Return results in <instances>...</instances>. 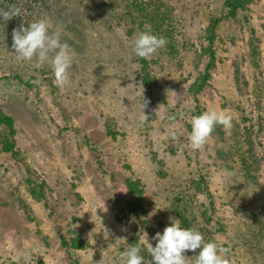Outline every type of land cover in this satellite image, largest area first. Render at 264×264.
I'll return each mask as SVG.
<instances>
[{
	"label": "rangeland",
	"instance_id": "1",
	"mask_svg": "<svg viewBox=\"0 0 264 264\" xmlns=\"http://www.w3.org/2000/svg\"><path fill=\"white\" fill-rule=\"evenodd\" d=\"M219 1L175 4L193 13L205 2L213 6ZM248 10L235 20H224L218 30L223 38L217 47L222 62L212 80L215 88L233 91L251 108L246 112L252 117L253 132L242 134L243 140L250 139L243 142L247 162L228 154V143L212 135L202 149H191L187 142L194 117L191 102L184 111L175 107L180 112L174 120L169 118L168 109L175 106L170 89L174 80L176 85H188L196 73L195 55L194 62L180 55L191 42L188 35L203 34L206 22L201 16L178 24L184 27L177 40L185 65L167 75L153 71L155 85L137 76L139 64L130 62L123 51L109 48L99 57L97 47L98 55L93 57L90 43L80 38L75 40L77 50L69 45L73 66L64 88L57 87L48 64L38 68L35 58L22 64L12 56L13 49L10 54L0 52V105L15 116L20 140L16 157L0 145V264H99L102 258L104 264H122L121 253L131 246L140 247L145 264H150L147 237L155 246L151 238L170 226V218L179 219L183 228L198 230L206 243L228 248L230 264H264V76L263 88L258 85L255 91L241 83L226 86L237 78L235 68L250 76L247 36H262L259 59L264 61V0H253ZM219 13L216 16H222ZM94 16L86 20L97 21L99 31L108 22L115 27L122 22L114 13L102 19ZM117 29L124 38L123 23ZM199 42H194L193 50ZM188 53L192 55L191 50ZM13 59L21 70L6 68ZM97 70L104 73V83ZM15 74L19 77L3 79ZM157 75H165L167 82L163 84ZM211 87L197 96L196 103L201 109L221 111L222 101ZM144 99L149 101L144 110L148 120L141 125ZM258 116L260 127L255 123ZM28 177L45 182L43 198L36 200L29 192ZM126 178L139 181L143 189L139 215L125 203L131 198ZM62 236L68 243L71 237L81 238L83 248L65 246ZM196 254L185 253L188 264H193Z\"/></svg>",
	"mask_w": 264,
	"mask_h": 264
},
{
	"label": "trees",
	"instance_id": "2",
	"mask_svg": "<svg viewBox=\"0 0 264 264\" xmlns=\"http://www.w3.org/2000/svg\"><path fill=\"white\" fill-rule=\"evenodd\" d=\"M1 1L3 2L2 7H7L8 5L19 7L21 9V17H14L7 22L0 20V52H7L10 54L12 50V30L14 28H18L21 23H24L25 26H27V24H30L36 20L46 19L49 24L53 25L50 27L49 33L51 34L52 32L59 31L61 43H67L75 50H77L76 46L79 45V43H75V40L80 38L84 41V43H90L93 57H97L98 55L95 49L97 47L101 49V54L98 55L99 57L102 56L103 52L109 48H115L116 50L119 49L120 51H123V54L132 58L130 62H134L135 60L139 64L141 71H135L137 76H143L142 81L150 82L154 85L157 84V79L153 71L160 73L165 71L166 75L171 74L170 71L175 69L179 70L181 65H185L183 58L191 59L192 57L190 62H194L193 55H195L196 62L193 64L196 68V73L192 82L188 83V85H176V81L174 80V85L172 88H170L173 91L172 97L175 100V106L171 109H168L170 112L169 118L174 120V118L177 116V113L180 112L177 111L175 107H180V110L184 111V108L188 106L190 102L193 104V109L190 110V112L194 116L201 115L205 111H211L205 108H199L196 101H198L197 96L203 90H205L206 87L212 85L211 88L218 92L222 101L221 111L216 108L214 109L217 112H223L225 114L231 115L232 127L228 130H225L222 126L218 125L215 127L211 135L223 143H228L225 144L226 146L228 145V154L239 155L241 156L240 158L243 159V162H247L246 157H243V142L245 141V143H250V139L248 137L247 139L243 140L242 134H251L253 132V124L251 122L252 117L250 118L246 112L247 109L251 110V108L247 106V103H241V100L236 98L237 96H234L233 91H228L225 93V91H221L222 86L219 85V87L215 88L212 84V80L214 79V74L219 73V64L222 62L221 56L217 51V47L219 42H223V38L220 37V34H218V30L224 26L226 22L224 20H235V17L239 14H242L244 11H246V13L247 11L250 13L248 7L253 0H220L219 3L214 2L213 6L212 4L210 5L208 2H205L204 4L200 5L202 7L201 9L197 7L198 10L196 11L195 9L193 13H190L189 11H187V13V9L183 10L184 6L178 7L175 4L180 0H174V3L173 0ZM106 7L110 8L107 9ZM218 11L220 12L219 15L222 16H216ZM92 13H96L97 17H94L99 19H102L103 15H110L111 13H114L115 18H117L116 20H122V22H118L117 27L113 25L112 21L108 22L104 25L106 30L104 27L103 31H99L101 28L96 24L97 21L88 22L86 20L88 19L87 16L91 15ZM180 14L183 16H180ZM197 16H201L206 22L205 27L202 30L203 34L201 36H187V41L191 39V42H188L187 47L184 48V50L187 51L180 55L184 56L181 59L179 58L180 56L178 54L180 39L177 40V38L178 33L179 36L183 35L181 31L182 28L184 29V27L178 28V24L184 19H193ZM179 17H181V20H179ZM98 21H101V23L103 22V20ZM121 23H123V32L125 34L124 38L118 34L120 31L117 28L121 25ZM146 25L151 26L152 34L166 38L167 43L150 58L141 59L134 54L132 41L138 33L146 30ZM182 25L184 26L183 22ZM255 29L253 28V31H255ZM63 30H66L67 33H64ZM247 37V45L249 47V54L251 57L250 61L252 64L250 68V76L246 75L245 72H242L241 69L235 68V70H233V76H236L238 79H231L230 82L227 81L228 85L226 86L228 88H232L238 83H241V85H244L248 91H255V87L258 85H260V88H263L262 83H260V79L264 76L262 75L264 71V61L262 62V59H259V56H261L262 53L260 45L262 36L258 35L256 37L255 35L252 37V35H249ZM194 42H199L200 45L198 46V49H192L195 45ZM86 47L88 46L86 45ZM189 50L192 51V55H189ZM13 55L15 54L13 53L12 56ZM21 62L23 64L24 61ZM15 63L16 61H14V59L9 60V66L7 65L6 68H10L11 71L15 69L21 70L22 68H20L18 64ZM97 72L100 73L101 82L104 83V73L99 72L98 70ZM12 77L18 78L19 76L17 74L4 75L3 79H5V81H10ZM158 79L162 83L167 82L168 80L165 75H161L160 77L158 76ZM249 79L251 81H248ZM168 82L169 85L167 86H170L171 83L170 81ZM249 82H253V85H250L251 83ZM237 89L238 87L236 90ZM247 90L244 91L245 94L248 93ZM188 93L191 96H188ZM241 94H243V92H239L238 95L240 96ZM169 100H171V97ZM3 106L4 105H0L1 149L7 154H10L12 157H16L18 154V147L20 146V140L17 138L18 124L16 123L15 116L9 112V107L5 105L6 109L4 110ZM168 110H164V112ZM261 120L262 119H260L258 116L257 120L255 121L259 127L262 124ZM242 123L248 126H243ZM79 128H83L82 124L79 125ZM251 148L252 147L250 146L248 153H251ZM219 150L220 149H218V151ZM222 152L225 153L224 150ZM250 153L249 156L251 157ZM247 174L248 177L251 176L250 173ZM26 181L28 184H30L29 192H31L32 196L36 200L44 197V181L37 183L31 177H28ZM125 182L126 186L128 187V192L131 195V198L126 199L125 203L129 211L133 212L135 215H139V213H142L143 211V205L141 203L143 198V189L139 184L140 182L137 180L126 178ZM61 238H63L62 243L65 244V246L69 245L71 248H83V240H81V238L71 237L70 243H68L64 236Z\"/></svg>",
	"mask_w": 264,
	"mask_h": 264
},
{
	"label": "clouds",
	"instance_id": "3",
	"mask_svg": "<svg viewBox=\"0 0 264 264\" xmlns=\"http://www.w3.org/2000/svg\"><path fill=\"white\" fill-rule=\"evenodd\" d=\"M14 17H21L19 7L14 5L0 7V20L7 22ZM49 29L50 24L46 19L36 20L27 26L21 23L18 28L12 30L11 47L14 49L17 60L32 61L35 58L38 68L48 64L57 87L64 88L70 83L69 69L73 66L72 54L69 45L61 43L60 32L55 31L50 34ZM145 29L132 41L133 52L141 59L150 58L167 43L166 38L152 34L150 25H146ZM148 104L149 101L144 99L140 105L141 125L148 120V116L144 113ZM190 123L191 131L187 136V142L192 150H200L207 143L216 126H222L225 130L232 127V117L223 112L211 110L192 117ZM171 138L173 141L177 139L174 133ZM170 221V226H166L162 233L157 232L151 238L156 242L155 246L149 242L146 234L147 252L151 257L150 264H188L189 258L185 253L197 252V250L199 251L193 256V264H230L227 258L228 248L214 241L206 243L198 230L181 227L179 219L170 218ZM140 253V247H129L121 253L122 264H145L144 257ZM99 264H104L103 258Z\"/></svg>",
	"mask_w": 264,
	"mask_h": 264
}]
</instances>
